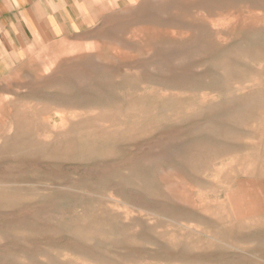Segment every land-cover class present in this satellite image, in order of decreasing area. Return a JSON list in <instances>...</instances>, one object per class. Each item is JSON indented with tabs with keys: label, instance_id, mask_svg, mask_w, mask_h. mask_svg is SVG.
<instances>
[{
	"label": "rangeland",
	"instance_id": "obj_1",
	"mask_svg": "<svg viewBox=\"0 0 264 264\" xmlns=\"http://www.w3.org/2000/svg\"><path fill=\"white\" fill-rule=\"evenodd\" d=\"M91 4L0 50V264H264V0Z\"/></svg>",
	"mask_w": 264,
	"mask_h": 264
},
{
	"label": "crops",
	"instance_id": "obj_2",
	"mask_svg": "<svg viewBox=\"0 0 264 264\" xmlns=\"http://www.w3.org/2000/svg\"><path fill=\"white\" fill-rule=\"evenodd\" d=\"M88 5H92L91 0H0V50L2 46L11 50L29 43L35 32L49 38L67 37L81 31L88 21L96 17V10L91 7L89 12L94 17L91 19L86 13L84 8L88 10ZM141 25L145 28V21ZM126 26L129 25H123ZM112 37L110 35L108 41ZM83 50L80 44L62 42L55 47L45 48L43 52H46L49 60H61Z\"/></svg>",
	"mask_w": 264,
	"mask_h": 264
},
{
	"label": "bare ground",
	"instance_id": "obj_3",
	"mask_svg": "<svg viewBox=\"0 0 264 264\" xmlns=\"http://www.w3.org/2000/svg\"><path fill=\"white\" fill-rule=\"evenodd\" d=\"M175 183V182H174ZM186 191V190H185Z\"/></svg>",
	"mask_w": 264,
	"mask_h": 264
}]
</instances>
